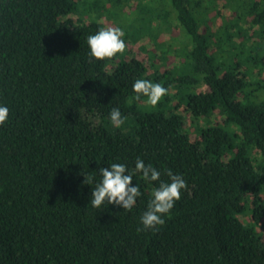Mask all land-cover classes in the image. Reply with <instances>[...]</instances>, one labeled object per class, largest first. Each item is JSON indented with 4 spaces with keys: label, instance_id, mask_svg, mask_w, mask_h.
Segmentation results:
<instances>
[{
    "label": "trees",
    "instance_id": "obj_1",
    "mask_svg": "<svg viewBox=\"0 0 264 264\" xmlns=\"http://www.w3.org/2000/svg\"><path fill=\"white\" fill-rule=\"evenodd\" d=\"M134 1L0 0V264H264V0H139L122 39L151 38L149 64L90 59ZM136 79L169 94L138 101ZM138 157L188 184L158 231H137L159 184L140 173L130 211L90 205L99 169Z\"/></svg>",
    "mask_w": 264,
    "mask_h": 264
},
{
    "label": "clouds",
    "instance_id": "obj_2",
    "mask_svg": "<svg viewBox=\"0 0 264 264\" xmlns=\"http://www.w3.org/2000/svg\"><path fill=\"white\" fill-rule=\"evenodd\" d=\"M124 31L119 27L101 28L96 34L89 35L87 43L90 48V59L103 61L112 59L117 54L125 52L127 45L122 37ZM133 91L136 94V100L141 97H147V103L156 106L165 96L169 94V88L161 83H153L147 79H136L133 84ZM9 108L0 105V126H3L9 118ZM110 120L113 126L119 128L125 122L119 107L112 108ZM136 173L142 174L145 181L159 182L158 187L153 189L152 199L149 201L147 210L142 214L140 221L143 229L158 231L159 226L165 224L163 218L170 213L176 201L181 199L182 190H187L188 184L185 179L177 174H173L171 169L162 173L161 170L150 164H145L144 160L137 158L135 170H129L125 164L111 163L108 167L99 169L100 180L95 182L91 193L90 205L93 208L100 209L102 206L116 205L122 207L125 211H130L137 203V198L141 196L139 185L133 186V178ZM167 175L169 181H164L161 176ZM95 177L87 174L84 180L85 184L93 185Z\"/></svg>",
    "mask_w": 264,
    "mask_h": 264
},
{
    "label": "rangeland",
    "instance_id": "obj_3",
    "mask_svg": "<svg viewBox=\"0 0 264 264\" xmlns=\"http://www.w3.org/2000/svg\"><path fill=\"white\" fill-rule=\"evenodd\" d=\"M81 1L82 0H80V2ZM145 1H147V0H145ZM137 4H139V0L132 2L131 3L132 6L129 7L127 10L125 9L126 11L123 14H121L117 19H115V18L109 19L108 14L106 12H103L102 13V21L105 23L106 27L112 26V27L121 28L124 31L125 36H126L127 32L131 33V30L127 27V22L125 21V16L131 20L132 24H134L135 18L138 17V16H136V14H134V12L137 11ZM219 10L224 14H227V15L231 14V12L226 8L219 7ZM216 14H217V9H213L212 12L210 13V18H212V19L215 18V20L218 19ZM79 16H82L87 21L91 20L90 17L83 12L72 14L70 16V18L76 19ZM154 25L159 26L160 21H154ZM170 37H175L177 39H180L182 37V35L179 31H174V32L172 31V33L169 35V33L162 30L161 37L158 39V42L167 41V40H169ZM126 45H127V48L125 50V54H126L125 58L126 59L136 58V59L144 62L147 65L149 64L150 54H149L148 50L152 49V47L154 46V41L151 38L144 37V39H142L138 42H131V41L127 40ZM121 56H122V54H117V56L115 58L119 61L122 58ZM156 62H159L158 59H156ZM169 62H170V64L176 63L175 58L171 57L169 59ZM168 65H169V63H168ZM205 90H206V87H202L199 89V91H205ZM188 122H189V126H190V117L189 116H187V124H188ZM191 131H192L194 137H198L194 128H192ZM247 220L250 221L251 220L250 217H247ZM258 231L262 234V236H264V220L262 221V223L260 225H258Z\"/></svg>",
    "mask_w": 264,
    "mask_h": 264
}]
</instances>
